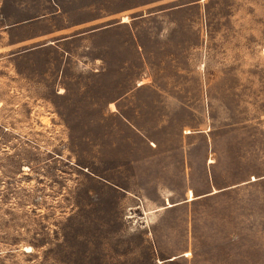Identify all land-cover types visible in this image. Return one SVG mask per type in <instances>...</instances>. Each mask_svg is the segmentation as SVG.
Listing matches in <instances>:
<instances>
[{"label": "rangeland", "instance_id": "obj_1", "mask_svg": "<svg viewBox=\"0 0 264 264\" xmlns=\"http://www.w3.org/2000/svg\"><path fill=\"white\" fill-rule=\"evenodd\" d=\"M0 264H264V0H0Z\"/></svg>", "mask_w": 264, "mask_h": 264}, {"label": "crops", "instance_id": "obj_2", "mask_svg": "<svg viewBox=\"0 0 264 264\" xmlns=\"http://www.w3.org/2000/svg\"><path fill=\"white\" fill-rule=\"evenodd\" d=\"M55 5H56V8L54 10V14L56 16H60L62 18H65L66 23L62 27H60L58 30L54 31V34H58V35L68 34V33L72 32L74 29L80 28V27L86 25L87 23H90L93 21V18L89 19L87 17H84L81 21L73 22L71 19L72 11L63 12V10H62L63 8H62L61 4L55 2ZM80 10H81L80 11L81 13L85 12V10H83V9H80ZM112 11L114 13L118 14L120 12V7L118 5H116V7H114L112 9ZM89 17H92V16H89ZM133 35L135 37L137 35V33L134 31ZM61 40H64V39H61ZM175 204H177V203L172 202L171 206H173ZM164 207H168V206H164Z\"/></svg>", "mask_w": 264, "mask_h": 264}, {"label": "water", "instance_id": "obj_3", "mask_svg": "<svg viewBox=\"0 0 264 264\" xmlns=\"http://www.w3.org/2000/svg\"><path fill=\"white\" fill-rule=\"evenodd\" d=\"M176 203H178V202H176ZM164 206H167V203Z\"/></svg>", "mask_w": 264, "mask_h": 264}]
</instances>
